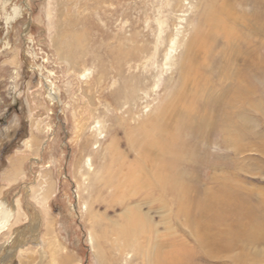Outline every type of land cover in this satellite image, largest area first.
Segmentation results:
<instances>
[{
  "label": "rangeland",
  "instance_id": "obj_1",
  "mask_svg": "<svg viewBox=\"0 0 264 264\" xmlns=\"http://www.w3.org/2000/svg\"><path fill=\"white\" fill-rule=\"evenodd\" d=\"M179 1L9 0L6 11L0 2V201L4 198L12 207L11 223L0 231V256L17 229L28 231L31 218L38 220L36 235L25 234V242L12 261L3 264L148 263L139 251H133L132 258L126 252L121 255L114 235L122 227H129L125 208L143 197L122 203L123 194L112 195L116 190L107 187L98 174L104 170L102 155L111 152L108 144L115 141L122 151L129 149L123 119L160 106L177 86V73L173 75L164 67L163 55L169 38L176 33V25L187 29L190 36L198 23L194 8L197 0ZM204 1L210 9L220 12L222 0ZM231 2L233 12L240 18L239 25L234 23L239 35L209 38L213 52L229 53L231 48L244 53L252 48L263 56L264 36L252 34L243 24L254 22L257 15L264 20V6L254 0ZM220 17L223 19L221 14ZM225 24L232 23L225 20ZM173 69L177 70V65ZM131 79L134 82H129ZM133 84L143 91L125 99L123 90ZM50 90L56 92V98L49 95ZM255 99L262 101L251 112L253 127L246 133V143L250 145L260 142L264 135L263 84H258ZM97 118L103 120V134L95 137ZM210 135V142L205 140L197 146V137L184 130L179 132L180 141L190 145L197 160L194 170H187L191 173L192 193L198 194L202 203L207 202L208 215L204 219L222 211L216 195L205 197L202 193L204 182L215 192L219 184L209 179L214 167L228 172L236 169L235 180L249 204L233 201L240 205L230 215L246 214L251 206L256 207L257 216L252 222L264 229V204L260 202L264 197V154L248 150L236 156L223 146L217 131ZM89 154L96 173L88 176L84 159ZM115 159L117 164L124 162L122 154ZM133 159L129 156V160ZM253 169H261L263 174L250 173ZM249 191L252 193L247 195ZM160 200L143 204L144 214L155 218L157 232L148 221H142L143 227L141 220L134 218L132 229L140 227L143 246L153 249L156 241L160 254L167 251V255L171 250L173 255L188 257L184 264H239L234 255L248 256L243 264H264V243L218 252L221 258L206 257L189 232L195 233L197 223L203 220L196 204L189 211L185 202L175 203L168 216L173 229L166 231L164 204L169 200ZM91 232L97 240H91Z\"/></svg>",
  "mask_w": 264,
  "mask_h": 264
},
{
  "label": "bare ground",
  "instance_id": "obj_2",
  "mask_svg": "<svg viewBox=\"0 0 264 264\" xmlns=\"http://www.w3.org/2000/svg\"><path fill=\"white\" fill-rule=\"evenodd\" d=\"M0 2L3 10L6 11L9 0H0ZM204 3H206L204 0H197L194 3L196 16L198 17L194 35L188 36L187 29L183 30L184 27H177L176 25V33L169 38L168 47H166L163 55L164 67L167 70H172L171 74L173 75L177 73V86L167 93V99L164 103L154 109L145 110L142 113L143 116L134 114L127 119L122 118L124 120V122L122 121L124 133L129 134V139L127 138L129 142L126 141L129 144V149L122 151V146H120L119 142L114 141L107 146V150H111V152L105 151L101 157L104 161V170L98 175L101 176L107 187L110 185L113 190H116L112 195L122 193V197H125V199L121 198L122 203L138 196L143 197L136 204L125 208L129 227L124 226L114 234L116 235L115 241L120 253L122 255L126 252L127 257L132 258L134 255L133 251H139V254L143 255L149 264H184L183 261L188 259L187 256L186 259H183L184 256L181 254V256L179 254L173 255L171 250L167 255L165 254L167 251L164 254H160V249L158 248L160 246L155 243L156 241L153 243V249L143 246L139 236L140 227L132 229L134 222H136L134 220L136 217L141 220V224H143V220L148 221V224L153 225L156 231L158 225L156 226L154 222L155 218L153 219L149 213L144 214L143 204H150L152 200H160L162 197L169 200V203L164 204L166 209V212L164 211L166 213L164 217L167 223L166 231H172L173 229L168 216L170 209L175 203L185 202L189 211H192L194 203L196 204L197 210L200 211V217L205 221L201 218L202 221L197 223L196 232L193 233L191 230L189 232L195 242L202 248L203 255L206 257L221 258L218 252H231L237 248L246 249L249 246L251 248L264 243V229L261 228V225L256 227V223L252 222L254 217L257 216L256 207L251 206L246 214L243 210L242 215H230L240 205L233 204V201L242 200L249 204L245 200L244 190L238 181L235 180L237 176L236 169L228 172L225 169L220 171L219 167H214V172L209 179L210 182L219 184L215 192L208 187V183L204 182L205 192L202 190V193L205 194V197L216 195L219 208H222V211L218 210L211 219H204V216L208 215V205H205L206 201L202 203L203 199L200 200L197 197L198 194L192 193L193 188L190 186L188 175L196 167L197 160L193 157L190 145L180 141L179 132L181 133L183 130L198 138L195 142L197 146H201L205 140L210 142L207 136H211L210 134L217 131L221 136L223 146L230 148L236 156L248 150H256L264 154V135L260 142L251 145L249 142L246 143V133L252 131L253 127L251 123L252 109L261 105V99L256 100L255 95L256 90H258V84L264 85V55L256 54L252 48H247L249 50L244 53L231 48L229 53L222 50L213 52L209 38H216L221 34H223L224 38H237L239 32H236L234 25L236 23L240 24L238 22L240 18L237 16L238 14L234 13L235 11L233 12V2L231 0H222L219 13L210 9L209 5ZM254 3L264 6V0H254ZM225 20L230 21L232 24L227 26ZM191 24L189 23V26ZM243 25L245 27L248 26L247 28L252 34L256 33L264 36V20H262L260 15L256 16L254 22ZM207 28L209 31L206 32ZM180 35H182V38H180ZM230 44L231 46L233 45L232 43ZM175 65H177V70L173 69ZM239 65L242 68H239ZM129 82L134 81L131 79ZM130 87H132L131 90ZM152 88H155V83H152ZM260 88L263 89V87ZM139 90L143 91L141 87H136L134 84L130 85L128 89L126 87L123 90V96L125 99L131 98L135 96L132 93L135 94ZM49 95L52 98H56L57 94L50 90ZM123 102L125 104L127 101ZM183 102H186V104H183ZM131 120L133 124L130 123ZM102 128L103 120L97 118L93 126L95 137L97 134L99 136L103 134ZM117 154H122L124 162L116 163ZM129 156L134 159L129 160ZM92 160L93 157L89 154L85 156V163L83 162L87 168L88 176L91 172H95ZM187 167L190 170L189 173ZM259 171L261 169H253L250 170V173L262 175L263 172ZM100 176L96 177L100 178ZM245 190L247 189L245 188ZM124 191L127 193H124ZM245 193L250 194L252 192ZM261 199L260 202L264 204V197ZM225 200H229V202ZM113 205H116V202ZM10 206L6 199L3 198L0 201V231L11 223L9 220L12 207ZM132 209H135V211L131 212ZM250 215L252 216L251 219ZM188 216H190V213H188ZM31 219L32 223L29 225V230L17 229L6 246L1 250L3 255L0 256V264L12 261L19 246L25 242V234L27 236L31 232L36 235L38 220L34 217ZM115 223L118 226L120 225L116 220ZM141 226L144 227V224ZM96 238L91 232V240L94 241ZM234 257L236 260L232 256L239 264H243V260L246 258L243 256L236 257V255ZM247 259H249L248 256L244 261L247 262Z\"/></svg>",
  "mask_w": 264,
  "mask_h": 264
}]
</instances>
